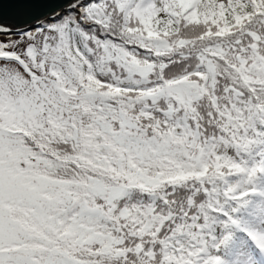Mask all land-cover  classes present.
I'll return each instance as SVG.
<instances>
[{
  "label": "snow or ice",
  "instance_id": "obj_1",
  "mask_svg": "<svg viewBox=\"0 0 264 264\" xmlns=\"http://www.w3.org/2000/svg\"><path fill=\"white\" fill-rule=\"evenodd\" d=\"M0 264H264V0H0Z\"/></svg>",
  "mask_w": 264,
  "mask_h": 264
}]
</instances>
